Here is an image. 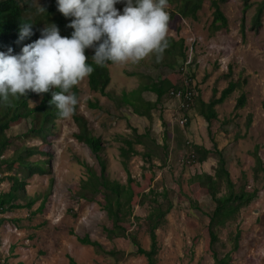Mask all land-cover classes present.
Instances as JSON below:
<instances>
[{
  "label": "rangeland",
  "instance_id": "rangeland-1",
  "mask_svg": "<svg viewBox=\"0 0 264 264\" xmlns=\"http://www.w3.org/2000/svg\"><path fill=\"white\" fill-rule=\"evenodd\" d=\"M261 1L250 0L251 7L246 13L244 0H228L222 4L227 24L215 32L211 29L215 11L211 0L204 1L196 20L177 15L169 23L167 36L185 38L188 47L186 61L190 64L188 70L195 75L194 85L203 100L209 101L215 89L218 90L217 97H220L230 81L242 84L216 107L218 119L211 125L191 109L187 112L190 124L186 127L181 121L185 112L172 98L163 99L159 108L153 111L152 121L133 114L122 104L120 99L124 93H130L148 80L160 76L174 77L175 74L176 80L181 81L180 68L156 66L154 53L135 63H116L109 67L112 79L107 92L114 96L112 100L91 91L87 77L78 83L79 113L89 121L95 135L107 140L104 155L112 179L125 183L128 177L120 158L121 144L114 139L117 134H131V126L138 128L139 132L151 126L159 143L163 144L167 139L170 160L166 167L155 161L156 167L151 169L146 164L144 168L142 155L134 156L129 163L132 176L139 181L138 185L134 183L136 192L167 188L174 202L167 223L157 231L159 264H213L208 244V219L195 208L198 204L211 211L212 201L205 189L190 184L189 180L196 173L214 174L218 156L213 155L203 163H194L187 148L190 144L211 150H215L217 145L227 160L234 182L240 186L244 183L245 174L249 190L255 185L260 188L259 197L241 211L235 223L222 231L221 239L227 244L239 229L240 244L233 253V264H264V173L260 172V183H255V158L252 155L255 146L259 145L264 162V14L261 25L254 26ZM243 92L247 94V105L236 109ZM143 96L147 100H156V95L151 92H145ZM96 103L99 108L92 107ZM250 115L252 123L248 127ZM29 128V122L23 121L12 126L8 135L14 140ZM77 129L72 116L63 118L55 124L49 137L50 144H43L39 138H28L26 142L15 139L5 153L4 157H11L16 147L23 144L42 146L52 154L49 165L52 173L35 175L27 180V196L38 198L32 210H15L2 216L5 221L0 226V264H71L68 256L79 264H148L144 257L118 261L79 242L78 237L89 236L101 243L106 251H133L128 240L110 241L107 238L104 228L111 227L112 223L103 209L102 197L95 203H88L72 194L81 179L86 178L82 163L100 171L91 150L76 139ZM137 149L143 151L142 146H137ZM47 158V155H36L32 160ZM143 174L147 176L143 178ZM10 186V182L5 181L0 190L8 191ZM45 197L43 213L33 215ZM148 212L147 205L136 206L134 215L144 218ZM127 227L129 230L138 229L134 219L127 223ZM138 233L143 246L149 248L150 240L145 230L139 229ZM230 249V244H227L225 251Z\"/></svg>",
  "mask_w": 264,
  "mask_h": 264
},
{
  "label": "trees",
  "instance_id": "trees-1",
  "mask_svg": "<svg viewBox=\"0 0 264 264\" xmlns=\"http://www.w3.org/2000/svg\"><path fill=\"white\" fill-rule=\"evenodd\" d=\"M205 0H167V11L169 13V23L177 16L182 18H198V11L202 9ZM228 0H211V5L215 9L213 12V22L211 29L215 32L224 28L227 19L221 10L222 4ZM174 5V6H173ZM121 12L124 4L115 5ZM251 7L250 0H244V13ZM264 14V0L258 5L256 16L254 17V26L261 25ZM71 18H66L57 10L56 0H0V51H7L9 47L13 49V54H18L25 44L31 43L40 37V30L52 23L60 29L62 36H71L73 29L68 27ZM21 23H32L33 35L19 40ZM244 25V23H243ZM244 28V27H243ZM167 47L163 53L154 57L156 66H167L168 69L180 68L181 81L174 77L160 76L155 80H148L131 91L124 93L120 99L130 111L140 117L153 120V111L159 108L164 98H171L169 92L175 88H186L183 76L188 58V47L185 44V38L176 39L173 36H166ZM86 56L89 57V63L92 64L93 72L87 77L88 85L91 91L107 96L111 100L114 96L107 92L111 83L110 66L116 64L107 62L104 66L96 65L91 56L94 55V49H86ZM173 60V62H172ZM186 61V62H185ZM180 76V75H179ZM186 80H190L188 89L194 90L195 97L185 112L188 120L186 127L190 124V118L187 114L189 110H195L209 125L213 120L218 119L216 107L222 104L230 95L242 87L238 81H230L229 86L225 88L220 97H217L218 90L215 89L213 96L209 101H205L200 96L199 89L194 85L195 75L186 73ZM182 82V83H181ZM59 91V89H56ZM77 98V104L74 107L72 118L78 129L75 137L79 142L84 143L95 156L100 171L98 172L93 166L82 163L86 169V178L81 179L78 186L72 190L73 196L78 200H84L88 203H95L98 198H103V209L106 212L111 227L104 228L107 238L110 241L116 239L128 240L133 251L127 253L122 250L113 249L106 251L101 243L92 240L89 236L78 240L83 245L93 247L97 252L104 253L120 261L129 257H144L148 264H159V241L157 231L167 223V217L174 208V202L170 197V191L164 188L162 191L151 188L148 191L136 192L134 183L139 181L132 176L129 169V163L134 156L142 155L146 164L152 169L156 167L155 161L161 163V167H166L170 160V147L166 142L159 143L152 133V127H147L144 132H139L138 128L131 126L132 133L129 135L117 134L115 140L121 145L119 147L122 165L128 175L127 181L122 183L119 180L112 179L108 174V160L104 155L107 147V140L102 136L95 135L89 126V121L79 113L80 107V89L79 84L71 89ZM151 92L156 95V100L151 101L144 98L143 93ZM51 100V91L46 93H35L31 90L27 95L11 97L7 100H0V186L9 181L11 186L8 191L0 190V226L3 224L2 216L15 210L27 209L32 210L37 203L38 198L27 196V180L35 175L51 174L50 164L52 154L43 150L42 146H28L23 144L17 146L11 157H4L5 153L12 146L15 139L27 141L28 138H39L43 144H50L49 137L58 120L63 119L58 115V110L49 104ZM247 105V94L243 92L238 98L236 109L244 108ZM93 108H99L98 103L92 104ZM23 121H28L30 128L22 135L17 136L14 140L8 135V130ZM252 123V116L248 118L247 126ZM137 146H142L143 151L139 152ZM190 151V158L194 163H203L213 155L218 156V164L215 173H196L189 182L197 184L205 189L213 208L207 211L205 208L195 205L201 214L208 219L207 232L209 237V252L213 258V264H233V253L239 249L241 232L238 229L231 235V249L225 251L227 244L221 239V233L228 226L235 223L241 211L249 207L258 197L260 188L255 185L252 190L248 189L247 176L243 175V182L240 186L234 182L228 169L227 160L218 149H207L198 144L187 146ZM260 146L256 145L252 151L255 158L254 174L255 183H260V172L264 173V162L260 156ZM36 155L48 156L44 160H32ZM147 174H143V178ZM153 177V176H152ZM264 179V178H263ZM47 197L42 200L39 208L32 212L33 215L43 213L46 207ZM197 203V202H195ZM149 208L146 217L142 218L134 215L136 206H145ZM136 221L138 229L129 230L128 222ZM144 229L149 240V248H145L139 237L138 230ZM69 257L71 264H79L74 258ZM3 264H5L3 262Z\"/></svg>",
  "mask_w": 264,
  "mask_h": 264
},
{
  "label": "clouds",
  "instance_id": "clouds-1",
  "mask_svg": "<svg viewBox=\"0 0 264 264\" xmlns=\"http://www.w3.org/2000/svg\"><path fill=\"white\" fill-rule=\"evenodd\" d=\"M119 3L125 5L122 12L115 6ZM56 7L71 18V36H62L52 23L18 54L11 47L0 51V100L27 95L29 90L51 91L49 104L68 118L77 104L71 89L94 70L86 49H94L91 60L104 66L135 63L153 53L159 59L167 47V0H56ZM32 35V23H21L19 40ZM186 65L182 82L190 73Z\"/></svg>",
  "mask_w": 264,
  "mask_h": 264
},
{
  "label": "built area",
  "instance_id": "built-area-1",
  "mask_svg": "<svg viewBox=\"0 0 264 264\" xmlns=\"http://www.w3.org/2000/svg\"><path fill=\"white\" fill-rule=\"evenodd\" d=\"M192 83H190V80H186L185 86L186 88H175L172 89L169 94L172 99L177 101L179 109L183 112H186L189 107L191 106L194 97L195 92L194 90L188 89ZM188 118L185 114H183L181 121L182 124H185L187 122Z\"/></svg>",
  "mask_w": 264,
  "mask_h": 264
}]
</instances>
